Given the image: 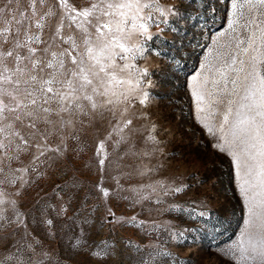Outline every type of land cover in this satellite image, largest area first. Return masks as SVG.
Instances as JSON below:
<instances>
[{
    "label": "snow or ice",
    "instance_id": "snow-or-ice-1",
    "mask_svg": "<svg viewBox=\"0 0 264 264\" xmlns=\"http://www.w3.org/2000/svg\"><path fill=\"white\" fill-rule=\"evenodd\" d=\"M229 4L228 28L219 33L227 38L222 44L213 41L209 53L215 54L192 76V95L204 126L213 136L219 134L216 147L232 157L247 204L244 230L223 255L229 264H264V0ZM152 9L146 0H0V264H60L32 235L30 222L43 225L69 251L84 250L85 226L92 227V212L100 204L108 224L123 221L112 212L110 196L135 206L151 200L158 189L168 195L186 187L157 181L125 189L114 174L119 169L130 176L123 173L127 166L122 161L136 155L130 140L138 131L133 127L137 117L131 108L151 75L137 62L162 55L155 41L168 21L164 9L156 8L159 20ZM153 25L159 33L150 31ZM147 98L143 93L140 103ZM104 121L108 130L103 139H95L93 157L99 178L85 184L70 157L79 155L87 129ZM109 143L115 157L106 150ZM121 145H128L123 154L117 151ZM54 165H63L62 173L71 175L22 212L16 199L20 189L31 187ZM132 171L146 174L138 167ZM106 181L115 182L111 191ZM145 187L151 189L147 195ZM90 200L96 203L86 212ZM135 221L124 223L138 227ZM111 247L102 256L91 255L106 259ZM147 256L140 264H167L173 254L154 248ZM174 264H182L179 257Z\"/></svg>",
    "mask_w": 264,
    "mask_h": 264
},
{
    "label": "rangeland",
    "instance_id": "rangeland-1",
    "mask_svg": "<svg viewBox=\"0 0 264 264\" xmlns=\"http://www.w3.org/2000/svg\"><path fill=\"white\" fill-rule=\"evenodd\" d=\"M73 2L84 4L85 0H69V3ZM146 2L153 4L152 11L157 20L160 14L156 8L164 9L168 23L161 25L163 34L155 41V49L162 55L147 56L137 62L139 70L147 69L151 75L140 85L131 108L137 117L133 120V127L138 131L132 133L130 140L136 155L125 156L122 161L127 166L123 173H130V176L122 174L119 169L114 174L120 176L125 189L140 188L157 181H163L166 186L186 187L182 192L168 195L158 189L151 200L135 206L128 200L110 196L108 204L112 212L116 217H123V221L108 224L105 220L107 210L100 204L92 212V227L85 226L89 234L85 237L87 245L84 250L69 251L67 245H61L43 225L30 222L32 235L55 253L60 264H140L141 257L147 261V253L154 248L173 254L167 264H174L176 257L182 264H229L223 250L238 240L248 219L247 204L240 192L232 157L216 147L221 142L219 134L213 136L204 126L192 95V76L215 54L209 53L214 47L213 41L219 40L222 44L227 38L219 33L228 28L229 0ZM212 7L215 12L211 11ZM168 9L175 14L169 13ZM150 31L159 33L160 28L153 25ZM147 47H152V42H148ZM145 92L148 98L142 104L140 100ZM107 130V121L88 128L84 143L78 146L79 155L70 157L85 184L99 178L93 158L95 139H103ZM149 136L155 137V141L147 139ZM113 147L109 143L106 150L115 157L117 153L113 152ZM127 147L121 145L118 153L123 154ZM62 167L54 165L43 176L36 177L31 187L20 189L16 199L22 212L28 213L37 199L49 194L55 184L68 179L71 173L64 175ZM133 167L146 174L133 172ZM105 186L111 191L115 182L106 181ZM144 190L146 195L151 192L146 187ZM94 203L95 200H90L85 211H91ZM77 205L78 202L74 201L72 208ZM132 217H136L138 227L124 223ZM28 219L31 221L30 216ZM180 232L184 234L178 239L176 234ZM109 246H112V255L108 258L91 255L99 252L102 256Z\"/></svg>",
    "mask_w": 264,
    "mask_h": 264
}]
</instances>
